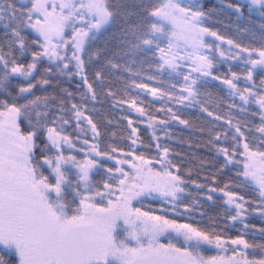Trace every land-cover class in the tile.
Returning a JSON list of instances; mask_svg holds the SVG:
<instances>
[{
  "label": "snow or ice",
  "instance_id": "1",
  "mask_svg": "<svg viewBox=\"0 0 264 264\" xmlns=\"http://www.w3.org/2000/svg\"><path fill=\"white\" fill-rule=\"evenodd\" d=\"M0 264H264V0H0Z\"/></svg>",
  "mask_w": 264,
  "mask_h": 264
}]
</instances>
